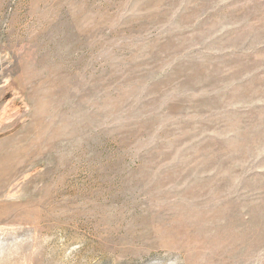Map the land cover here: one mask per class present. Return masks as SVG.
<instances>
[{
  "label": "rangeland",
  "instance_id": "1",
  "mask_svg": "<svg viewBox=\"0 0 264 264\" xmlns=\"http://www.w3.org/2000/svg\"><path fill=\"white\" fill-rule=\"evenodd\" d=\"M0 264H264V0H0Z\"/></svg>",
  "mask_w": 264,
  "mask_h": 264
},
{
  "label": "water",
  "instance_id": "2",
  "mask_svg": "<svg viewBox=\"0 0 264 264\" xmlns=\"http://www.w3.org/2000/svg\"><path fill=\"white\" fill-rule=\"evenodd\" d=\"M0 70H1V64H0Z\"/></svg>",
  "mask_w": 264,
  "mask_h": 264
}]
</instances>
